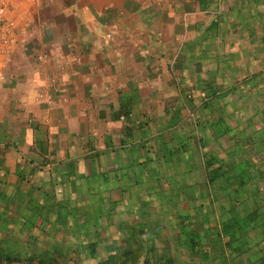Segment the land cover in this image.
Listing matches in <instances>:
<instances>
[{"label": "crops", "instance_id": "1", "mask_svg": "<svg viewBox=\"0 0 264 264\" xmlns=\"http://www.w3.org/2000/svg\"><path fill=\"white\" fill-rule=\"evenodd\" d=\"M7 5L0 261L264 264V0Z\"/></svg>", "mask_w": 264, "mask_h": 264}, {"label": "built area", "instance_id": "2", "mask_svg": "<svg viewBox=\"0 0 264 264\" xmlns=\"http://www.w3.org/2000/svg\"><path fill=\"white\" fill-rule=\"evenodd\" d=\"M7 0H0V48L10 44L11 38L15 27L14 21L10 20L7 15ZM61 100H58L60 102ZM49 105L52 104V99H48Z\"/></svg>", "mask_w": 264, "mask_h": 264}, {"label": "rangeland", "instance_id": "3", "mask_svg": "<svg viewBox=\"0 0 264 264\" xmlns=\"http://www.w3.org/2000/svg\"><path fill=\"white\" fill-rule=\"evenodd\" d=\"M118 246L117 245H110V247L108 248V250H114V252L113 253H116V257H114L113 259H112V261L113 262H115L116 261V259L118 258V256H120V254H118V252L117 251H119V248H117ZM119 253H121L120 251H119ZM102 259H103V256H102ZM101 260V258L100 259H98V260H92L91 261V264H99V261ZM102 261V260H101ZM120 261H121V259H120ZM7 263V262H6ZM86 263V262H85ZM0 264H5V261L4 262H1L0 261ZM52 264H64L63 263V261L61 260V259H59V260H55ZM123 264H128V262H127V260H126V262L124 261V263Z\"/></svg>", "mask_w": 264, "mask_h": 264}, {"label": "trees", "instance_id": "4", "mask_svg": "<svg viewBox=\"0 0 264 264\" xmlns=\"http://www.w3.org/2000/svg\"><path fill=\"white\" fill-rule=\"evenodd\" d=\"M6 260V259H5ZM7 262V263H6ZM12 262H27L26 260L25 261H21V260H15V259H12V258H7V261H5V264H12ZM29 262H34V261H29ZM40 262H48L47 260H43V261H40Z\"/></svg>", "mask_w": 264, "mask_h": 264}]
</instances>
